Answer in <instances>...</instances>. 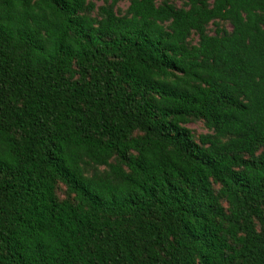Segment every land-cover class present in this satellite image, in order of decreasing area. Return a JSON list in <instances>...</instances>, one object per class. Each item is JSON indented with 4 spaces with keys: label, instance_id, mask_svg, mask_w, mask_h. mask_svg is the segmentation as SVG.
I'll list each match as a JSON object with an SVG mask.
<instances>
[{
    "label": "trees",
    "instance_id": "1",
    "mask_svg": "<svg viewBox=\"0 0 264 264\" xmlns=\"http://www.w3.org/2000/svg\"><path fill=\"white\" fill-rule=\"evenodd\" d=\"M0 264H264V0H0Z\"/></svg>",
    "mask_w": 264,
    "mask_h": 264
},
{
    "label": "rangeland",
    "instance_id": "2",
    "mask_svg": "<svg viewBox=\"0 0 264 264\" xmlns=\"http://www.w3.org/2000/svg\"><path fill=\"white\" fill-rule=\"evenodd\" d=\"M98 4H102L104 0H97ZM129 4V1H124L120 3V6L126 8ZM197 134L206 132L207 129L203 123V121H193L188 124Z\"/></svg>",
    "mask_w": 264,
    "mask_h": 264
}]
</instances>
